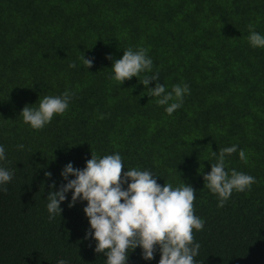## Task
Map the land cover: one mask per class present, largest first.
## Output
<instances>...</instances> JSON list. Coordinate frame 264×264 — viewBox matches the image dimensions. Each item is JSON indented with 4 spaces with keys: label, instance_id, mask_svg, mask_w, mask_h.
Returning a JSON list of instances; mask_svg holds the SVG:
<instances>
[{
    "label": "trees",
    "instance_id": "trees-1",
    "mask_svg": "<svg viewBox=\"0 0 264 264\" xmlns=\"http://www.w3.org/2000/svg\"><path fill=\"white\" fill-rule=\"evenodd\" d=\"M250 24L264 35V0H0V166L13 173L0 191V264H104L85 239L86 201L69 207L70 190L61 216L50 220L46 210L49 191L66 182L62 168L82 169L91 152H118L125 168L147 169L160 185L194 188L193 211L204 221L193 230L196 264H264V48L249 45ZM138 47L159 73L148 87L188 86L171 115L145 94L144 73L122 85L110 79L106 56ZM66 89L62 115L40 130L22 121L25 105ZM232 145L226 170L255 182L217 207L203 175L212 151ZM159 258L157 250L144 260L137 247L127 264Z\"/></svg>",
    "mask_w": 264,
    "mask_h": 264
},
{
    "label": "clouds",
    "instance_id": "clouds-1",
    "mask_svg": "<svg viewBox=\"0 0 264 264\" xmlns=\"http://www.w3.org/2000/svg\"><path fill=\"white\" fill-rule=\"evenodd\" d=\"M248 28L246 39L249 45L264 48V35L255 31L251 24ZM147 52L146 48L138 47L136 50L124 49L118 59L106 56L111 61L110 79L122 85L125 80L144 73L140 84L144 86L145 94L155 98V103L164 106L165 113L171 115L182 105L189 92L188 86L174 84L170 91L165 90L163 83L148 87L150 81L157 80L159 73L153 72V62ZM91 65L92 59H86L83 54L82 66L88 69ZM69 67L76 65L70 63ZM71 96L67 89L60 95H44L39 98L38 106L25 105L19 115L30 128L40 130L54 115H62L68 109ZM23 147V144L17 145L18 149ZM236 150V145H232L212 151L215 163H211L210 171L203 175V187L217 196V207H222L233 191L243 192L255 182L249 174L226 170L225 157ZM238 155L245 158L242 149ZM4 159L5 149L0 145V161ZM122 166L125 169L123 174ZM12 175L10 169L0 166V191H6L4 186ZM60 175L66 182L46 196L48 218L61 216L60 204L70 190L69 207L78 201H86L83 212L89 228L85 239L91 237L95 241L94 252L103 255L104 264H127L129 253L137 247L144 260H151L158 250V264H196L200 245L193 242V230L200 231L204 221L194 214L196 195L191 185L184 182L176 187L165 182L160 185L156 179L158 175L147 169L125 168L118 152L103 156L91 152L82 169L74 168L68 162ZM56 264H66V261L59 259Z\"/></svg>",
    "mask_w": 264,
    "mask_h": 264
}]
</instances>
